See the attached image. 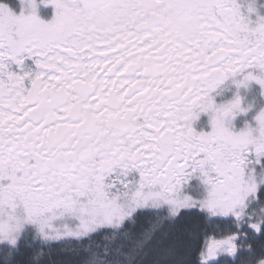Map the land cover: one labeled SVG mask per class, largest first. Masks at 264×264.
<instances>
[{
  "label": "snow or ice",
  "instance_id": "6c2138e0",
  "mask_svg": "<svg viewBox=\"0 0 264 264\" xmlns=\"http://www.w3.org/2000/svg\"><path fill=\"white\" fill-rule=\"evenodd\" d=\"M262 8L0 0V264H264Z\"/></svg>",
  "mask_w": 264,
  "mask_h": 264
},
{
  "label": "flooded vegetation",
  "instance_id": "af4514ba",
  "mask_svg": "<svg viewBox=\"0 0 264 264\" xmlns=\"http://www.w3.org/2000/svg\"><path fill=\"white\" fill-rule=\"evenodd\" d=\"M259 3L264 4V0H259ZM41 11L42 13L50 14L51 9H42ZM261 11L264 12V8H262ZM218 91H220L221 94L216 96V100L217 102H223L231 99L233 95L237 92V89L235 85L231 83V81H227L224 85L221 86V89ZM239 94L244 99V105L247 106L251 104L252 108L246 113H241L234 119V130L237 131L244 126L245 122H250L254 124L255 115L262 108H264V90H262L260 86L255 82H252L250 87L247 89L240 88ZM208 120L209 118L206 114H201L199 120L195 124V127L198 130H207V128L209 127Z\"/></svg>",
  "mask_w": 264,
  "mask_h": 264
},
{
  "label": "trees",
  "instance_id": "16d2710c",
  "mask_svg": "<svg viewBox=\"0 0 264 264\" xmlns=\"http://www.w3.org/2000/svg\"><path fill=\"white\" fill-rule=\"evenodd\" d=\"M51 259L53 260V261H60L61 259H63V257H62V255H60L59 254V252L58 251H56V250H54V254H53V256L51 257Z\"/></svg>",
  "mask_w": 264,
  "mask_h": 264
}]
</instances>
